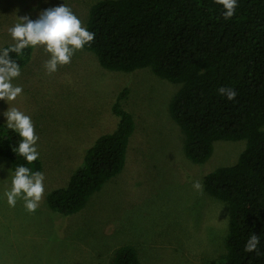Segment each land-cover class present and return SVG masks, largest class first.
Returning <instances> with one entry per match:
<instances>
[{
  "label": "rangeland",
  "instance_id": "1",
  "mask_svg": "<svg viewBox=\"0 0 264 264\" xmlns=\"http://www.w3.org/2000/svg\"><path fill=\"white\" fill-rule=\"evenodd\" d=\"M98 0H0V48L14 43L8 29L20 17L35 20L48 8L67 4L85 26ZM49 54L33 48L13 83L23 87L11 104L31 116L39 136L45 194L35 213L4 195L11 187V162L0 156V264H112L114 250L133 244L140 264H211L224 251L229 205L210 195L203 177L233 164L246 141L219 139L203 163L184 152V136L169 112L180 85L150 68L131 72L104 68L97 56L78 51L69 65L48 74ZM132 113L123 170L95 192L78 212L52 210L47 194L68 183L97 137L116 129L113 104ZM9 105L0 100V121ZM203 188L197 191L193 184Z\"/></svg>",
  "mask_w": 264,
  "mask_h": 264
},
{
  "label": "trees",
  "instance_id": "2",
  "mask_svg": "<svg viewBox=\"0 0 264 264\" xmlns=\"http://www.w3.org/2000/svg\"><path fill=\"white\" fill-rule=\"evenodd\" d=\"M238 3L236 15L226 20L215 0H98L85 24L95 33L85 49L104 68L131 72L148 67L180 85L169 112L192 162H205L219 139L246 141L236 162L203 177L206 191L229 205L225 249L211 264H264V0ZM32 49L23 56L12 53L21 68ZM221 87L233 88L235 100L221 96ZM124 97L123 91L112 107L119 118L116 129L97 137L68 183L47 194L52 210L78 212L123 170L135 128L132 113L122 105ZM19 141L0 121V156L10 160L13 173L22 164L41 171L40 158L27 164L16 154ZM253 234L260 239V255L244 251ZM112 264H140L137 248L117 247Z\"/></svg>",
  "mask_w": 264,
  "mask_h": 264
},
{
  "label": "clouds",
  "instance_id": "3",
  "mask_svg": "<svg viewBox=\"0 0 264 264\" xmlns=\"http://www.w3.org/2000/svg\"><path fill=\"white\" fill-rule=\"evenodd\" d=\"M215 3L223 6L226 20L234 17L239 7L238 0H215ZM8 32L14 43L0 49V100L9 105L4 112L7 128L20 137L14 151L27 164H33L40 156L39 136L31 116L11 106L23 94V87L13 83L21 76L22 69L12 58V53L23 56L27 48H43L49 54L44 68L48 74H52L60 67L69 65L75 53L83 51L85 45H91L95 40V33L85 27L83 21L65 3L43 10L35 20L28 16L20 17V22L9 28ZM218 91L228 100H235L237 97L233 88L221 87ZM45 178L44 173L33 171L24 164L16 167L11 174V187L4 192L7 204L14 208L18 200H22L25 210L35 213L44 198ZM193 187L202 192L203 186L199 181ZM259 244L258 235L253 234L247 240L244 251L260 255Z\"/></svg>",
  "mask_w": 264,
  "mask_h": 264
}]
</instances>
